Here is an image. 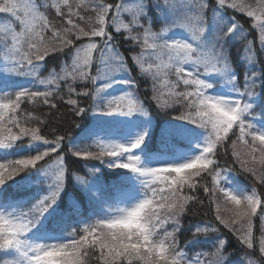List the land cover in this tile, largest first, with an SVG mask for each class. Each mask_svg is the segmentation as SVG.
Wrapping results in <instances>:
<instances>
[{"label":"snow or ice","instance_id":"6c2138e0","mask_svg":"<svg viewBox=\"0 0 264 264\" xmlns=\"http://www.w3.org/2000/svg\"><path fill=\"white\" fill-rule=\"evenodd\" d=\"M236 14L251 20L259 49ZM121 38L131 45L126 51L139 48L131 59L151 79L156 106L185 109L175 119L187 123L170 122L160 143L166 150L176 137L195 139L194 153L178 154L186 158H142L152 139L150 112ZM242 41L244 54L234 60L230 47ZM258 53L264 56V0H0V264H264V191L255 186L264 187V58ZM60 54L71 63L42 77V65ZM245 62L241 78L233 64ZM17 77L30 78L31 87ZM77 81L84 82L79 92ZM117 84L124 87L116 91ZM73 96L92 103L81 107ZM60 101L78 117L94 114L75 140L55 129L48 139L42 134L48 121L21 108L27 102L58 110ZM121 117H135L141 130L123 139L121 128L133 121ZM229 150L254 178L250 191L221 167ZM81 161L90 178L75 175L72 191L66 177ZM93 162L128 172L106 182ZM201 190L209 208L216 205L218 224L185 225L193 207L204 206ZM219 197L232 206L227 218ZM219 225L236 236L239 249L227 250ZM182 233L191 234L183 247ZM202 246L210 250L196 251Z\"/></svg>","mask_w":264,"mask_h":264},{"label":"trees","instance_id":"16d2710c","mask_svg":"<svg viewBox=\"0 0 264 264\" xmlns=\"http://www.w3.org/2000/svg\"><path fill=\"white\" fill-rule=\"evenodd\" d=\"M43 2V0H41ZM107 2H115V0H107ZM51 16H54V12L50 14ZM237 20L244 25L246 31H249L250 34L248 35V40L254 41V47L256 49H259V43H258V32L255 30L250 29L251 20L246 16H241L239 14H236ZM159 24L155 26L157 28ZM100 39V38H97ZM86 42V41H82ZM246 44V41L242 42H236L234 46L230 47V53L234 60H238L239 57L243 56V49ZM131 45L129 43L123 42V38H121V47L120 51L121 53L128 58L129 67L133 69L132 75L136 77L137 79V85H136V91L139 95L140 99L145 101V106L149 108L150 116L153 120V128L151 129V137L152 139L149 141L146 139V149L149 152H154L157 150H165L162 148L160 143V137H157V135L160 134L161 129L165 128L164 123L166 122H174L177 121L175 117L179 116L181 111H185L184 108H182L179 104L173 105V108L170 109H160L156 106V102L151 99L153 92H152V81L151 79H148L144 77L139 69L135 67L131 57L139 52V48H135L134 50L126 51V49H130ZM258 59L264 58V56H261L259 53L257 54ZM71 57L66 56L64 54H60L58 57L54 59H48L47 64L42 66L41 70V76L45 77L49 74L50 71L55 69L57 72L60 71V68L63 66L64 63H70ZM95 64L91 68L92 70L95 69ZM234 68H239V71L241 72V78L242 74L245 71L246 62L244 64H233ZM169 79H174V77H169ZM145 80L147 82H145ZM24 87H31L30 81H25V83L22 85ZM76 90L77 92L81 91L82 87L84 86V82L77 81L76 82ZM87 87L89 90L92 89V85L90 82L87 83ZM37 90V89H33ZM39 90L43 91V88H40ZM179 90H183L181 87ZM161 91L165 93V99H170L167 97V92L169 91L168 88L164 87L163 83H161ZM68 97L65 96V100ZM72 98L78 99L80 101V106L88 108L90 104L92 103L91 97H76L73 96ZM21 108L24 112H31L33 115L41 116L43 119H46L48 121V126L42 130V134L46 135L48 139H54V135H51L53 129L56 130L55 135H63L65 132L69 133L73 139L80 137L88 128V124L92 120V113L89 112L85 118H81L76 116L71 111V106L66 105L63 101H60L57 104V109H50L47 106H36L32 104H28L25 102L21 105ZM43 114V115H42ZM152 124V125H153ZM77 125H80V127H77ZM34 126V124H33ZM231 135V133H229ZM232 139H235V137H232ZM25 143H27V140H25ZM230 141L228 142V145L226 147L230 146ZM65 146L67 145V140L64 142ZM168 148V147H167ZM221 152H223V149H221ZM12 159L18 158V157H10ZM82 161L79 164H73L70 166L68 175L66 177V182L68 184V187L72 191H76V189L73 187V185L77 184V181L75 180V175L85 176V178H90L86 176V170L82 167ZM94 165L97 167H100V171L102 174V179L106 182L110 181L114 178L117 174L127 173L128 170L124 169H115V168H107L106 166H100L99 162H93ZM93 164H90L89 167H92ZM220 164L223 168H231L232 171L230 174L234 176H230L232 178H236L239 182L244 183V185L247 186L248 189L251 190V187L253 186L254 178L245 172H243L239 166V164L234 163L233 158L231 157V152L229 150L228 156H221L220 157ZM211 177H208V180L210 181ZM257 191H264V187H262L259 182H256L255 184ZM200 196L201 199L204 200V206L195 205L193 207V210L189 212L188 216L185 218L184 223L187 225V223L191 220L192 222H195L197 220H203V221H213L218 224V221L214 220L215 217V211H216V205L213 204L211 208H209V202L207 197H205L202 194V190L199 193H196ZM76 195H79V192H76ZM113 195H118L116 193H113ZM219 203V200L217 201ZM221 213L227 218L228 215H226L225 210L220 206ZM257 212H260V209H257ZM95 219V217L93 218ZM254 236L259 237L260 233L258 231L259 227V219L254 218ZM220 230L225 234L223 238H226L229 241L228 245V251L233 252L236 249H239L241 246L237 242L236 236L229 232L228 229L224 228L223 225H219ZM190 233H182L180 234V241H181V247L184 246V242L186 238H190ZM209 251L206 246H202V248L196 249V251ZM256 252L258 253V246L256 248ZM232 259H236V255H233Z\"/></svg>","mask_w":264,"mask_h":264},{"label":"rangeland","instance_id":"374dc122","mask_svg":"<svg viewBox=\"0 0 264 264\" xmlns=\"http://www.w3.org/2000/svg\"><path fill=\"white\" fill-rule=\"evenodd\" d=\"M115 2H120V0H115ZM247 2L253 3L254 0H247ZM126 19H127V17H126ZM161 26L162 25H159L154 30L158 31ZM98 55L99 54L97 52L93 53L94 57H98ZM41 70H42V67H41ZM92 71H93L92 74L95 75L96 74V66H95V69H93ZM16 79H17V82H18V84L20 86H22L25 83V81H27V80L30 81V78H27V77H17ZM123 87H124V85L117 84L116 86H114V90L118 91V90L122 89ZM150 118H151V116H150ZM108 119H111V118H108ZM120 119L133 121V123L128 125L127 127L121 128V131L126 133V135L124 137H122L123 139H130L131 137H133L136 134L137 131L141 130L140 128L136 127V125H135V121H136L135 117H121ZM93 121H94V114H92V120L88 124L87 128H89L92 125ZM169 123L170 122L164 123V127H167L169 125ZM174 123H176V124H186L187 122L174 121ZM152 124H153V120L151 118L150 129H152L153 126H154V124L153 125ZM189 127H193V126L189 125ZM157 137H160V134L157 135ZM117 138H121V137H117ZM196 143H197V141L195 139H192L191 141H189V139L184 138V137H176L175 139H173L171 141V143L168 145V148L166 150H157V151H154V152L151 153L147 149H145V151L140 153V154H141L142 158H145L146 162H149V163L156 162L154 158L175 159V160L179 161L180 159H183V158H186V157L185 156H180L178 154L179 153H186V154L194 153L195 150H196ZM145 144H146V141H145ZM141 148H145V145H141ZM124 170H126V169H124ZM230 176H234V175L230 174ZM229 179L236 186H239V187H242V188H246L247 190L250 191V189H248L247 186L244 185V183L239 182L235 177L234 178L229 177ZM138 189H139V185H137V191H138ZM218 200H219L220 206L223 208V210H225L226 215L230 216L231 212H229L227 209L229 207H232V206L231 205H227V206L224 205L223 197H219Z\"/></svg>","mask_w":264,"mask_h":264}]
</instances>
